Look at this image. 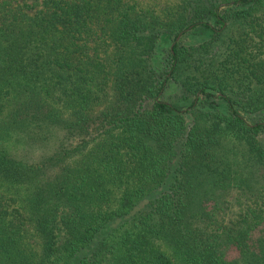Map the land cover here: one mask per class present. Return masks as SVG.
<instances>
[{
	"label": "trees",
	"instance_id": "1",
	"mask_svg": "<svg viewBox=\"0 0 264 264\" xmlns=\"http://www.w3.org/2000/svg\"><path fill=\"white\" fill-rule=\"evenodd\" d=\"M263 11L0 0V264H264Z\"/></svg>",
	"mask_w": 264,
	"mask_h": 264
},
{
	"label": "rangeland",
	"instance_id": "2",
	"mask_svg": "<svg viewBox=\"0 0 264 264\" xmlns=\"http://www.w3.org/2000/svg\"><path fill=\"white\" fill-rule=\"evenodd\" d=\"M138 1H141L143 3L145 2H155V0H138ZM264 12V11H263ZM264 15V13H263ZM263 23H264V20H263ZM180 35L179 34V38H180ZM203 36V33L202 32H197L195 34H191L189 35L186 39H185V43H190V42H194V41H198L199 39H201V37ZM179 91L178 87L174 85H172L168 91H167V95H166V99L168 101H174V102H177L175 101L176 100V95H177V92ZM179 104H187L188 102L187 101H180L178 102Z\"/></svg>",
	"mask_w": 264,
	"mask_h": 264
}]
</instances>
